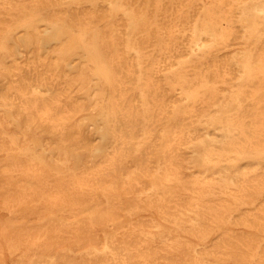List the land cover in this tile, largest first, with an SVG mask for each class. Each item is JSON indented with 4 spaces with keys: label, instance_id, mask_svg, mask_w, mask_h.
<instances>
[{
    "label": "bare ground",
    "instance_id": "bare-ground-1",
    "mask_svg": "<svg viewBox=\"0 0 264 264\" xmlns=\"http://www.w3.org/2000/svg\"><path fill=\"white\" fill-rule=\"evenodd\" d=\"M0 128V264H264V0H0Z\"/></svg>",
    "mask_w": 264,
    "mask_h": 264
},
{
    "label": "rangeland",
    "instance_id": "rangeland-1",
    "mask_svg": "<svg viewBox=\"0 0 264 264\" xmlns=\"http://www.w3.org/2000/svg\"><path fill=\"white\" fill-rule=\"evenodd\" d=\"M101 11H102V9H101ZM101 11H99V12L101 13ZM62 12H63L65 15H67V16H72V17L76 16V14H77V11H75V10H73V9H71V8H65V9L62 10ZM153 16H154V19H157V11H156V10L153 11ZM106 22H107L106 19H99V21H98L96 27H97L98 29L101 30V29H103V27L105 26ZM8 130H9L10 133H13V131H14V127L11 126L10 128H8ZM4 132H5V129H4V128H0V135H3ZM5 143H6L7 148L9 149L10 146H11L10 142H9L7 139H5ZM13 153H14V152H13ZM15 154H16V153H15ZM2 156H3V154L0 153V159H1ZM20 157H21V160H22L23 162L30 163L29 161L25 160V159L23 158V156H20ZM142 206H144V205H142ZM118 216H119L118 218H120V220L122 221L123 225L126 227V226L129 224L128 219H126V217L123 216V213H122V212H120V214H119ZM8 217H9V212L4 211V210L1 209V210H0V221H5V220L8 219ZM145 217H146V218H145L144 220H147V219H149V218H151V217L154 218V219H157V218L152 214L151 211H148V212L146 213ZM140 219H141V218H140ZM137 220H139V219H135V220H133L131 223L136 222ZM220 227H221V228H231V226H230L227 222H224V221H222ZM1 232H2V229H1V226H0V233H1ZM216 232H217V231H214V232L211 233L210 235H208V236L202 238L201 241L210 244V243L212 242V240H213V238H214ZM237 232H241V231L238 230ZM243 233L248 234L247 232H243ZM172 234H173V235H176V233H172ZM98 237H100L99 234H98ZM182 240H183L185 243L187 242V243H190V244H193V243H200V239H199V240H196V239H194V238H182ZM161 255H162V253H159V254L157 255V257H159V256H161ZM176 257H178V258H179V257H182L183 259L186 258L184 254H183V256H180V255L175 254V255H172L171 258L174 259V258H176ZM12 260H14V259H7V264H14ZM198 261H199V264H206L205 259H203V258L198 259ZM169 264H174V263H169Z\"/></svg>",
    "mask_w": 264,
    "mask_h": 264
}]
</instances>
